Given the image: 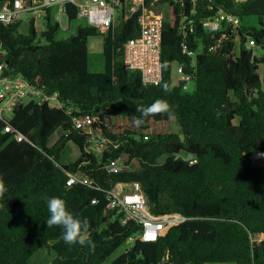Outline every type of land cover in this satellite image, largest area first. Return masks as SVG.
<instances>
[{"label":"trees","instance_id":"1","mask_svg":"<svg viewBox=\"0 0 264 264\" xmlns=\"http://www.w3.org/2000/svg\"><path fill=\"white\" fill-rule=\"evenodd\" d=\"M250 1L211 0V9L204 3L195 19L199 22L221 8L243 21ZM170 5L161 55L167 67L157 86L143 85L138 72L124 67L123 47L139 36L135 17L105 36L84 26L66 40H56L58 24L47 23L41 35L33 28L23 35L18 26H0V49L6 51L0 61L5 62L7 73L24 77L47 93H58L65 104L61 110L36 102L16 109L8 124L28 141L13 140L0 123V176L8 187L0 200V264H30L32 256L50 243L56 253L51 264H105L141 232L140 225L123 223V215L108 208L102 191L130 182L140 183L154 216L180 214L188 220L167 225L156 241L136 239L112 264H264V165L250 161L253 155L264 153V74L259 73L263 60L245 46L250 38L264 49L263 24L256 28L242 23L236 55L231 30L209 35L198 25L188 44L196 49L199 39L205 49L196 59L195 91L188 94L172 83V65L189 63V58L181 53L178 6ZM69 18L76 20L73 9ZM100 35L105 69L93 73L88 68V42ZM219 41L218 51L208 52ZM158 98L172 105L175 118L150 116L136 127L139 135L104 131L112 147L103 157L87 154L90 137L73 130L74 116H98L112 110L124 112L131 120L140 116L137 108ZM68 109L74 111L69 114ZM243 117L245 124L238 122ZM163 122L175 123L177 131L147 134ZM58 130L64 134L49 148L48 140ZM67 141L81 154L74 163L62 165ZM123 154L129 161L137 160L139 170L108 173L102 168ZM183 155L197 162L190 164ZM75 173L92 178L102 190L68 187V174ZM45 196L60 197L73 215L88 217L94 249L69 246L63 241L62 228L47 226L50 214ZM256 236L263 239L253 241Z\"/></svg>","mask_w":264,"mask_h":264},{"label":"built area","instance_id":"2","mask_svg":"<svg viewBox=\"0 0 264 264\" xmlns=\"http://www.w3.org/2000/svg\"><path fill=\"white\" fill-rule=\"evenodd\" d=\"M245 1L247 0H236L241 3ZM171 2L178 6V30L182 39L181 53L189 58V63L172 65V75L175 73L172 81L176 79L174 85L186 92L190 84L195 82L197 56L203 54L205 49L199 39L196 40V49L188 44L197 26L200 25L209 35L231 30L235 41L239 39L242 20L233 13L220 8L213 16L201 18L199 22L196 21L195 16L201 8H204V3L207 2V9H211L209 5L211 0H0V26L15 25L19 30L23 19H26L29 30L33 28L36 31V26L40 21L52 24L53 20L55 22L53 24H58L60 27L63 18H66L68 26L63 28L68 30L70 28L69 13L73 9L76 19L84 20L85 26L95 28L105 36L110 30H115L121 22L135 17L139 27V36L127 41L123 47L124 67L128 71L138 72L143 85L157 86L163 80V68L161 67L163 65L161 56L163 26L166 18L170 16ZM222 37L225 38L226 33ZM220 42L208 47V52L216 53L221 46ZM254 45H256L255 42L248 38L246 48L252 50L251 47H255ZM5 55L6 51L1 48L0 59ZM31 102L47 105L56 110L65 107L58 93H47L22 76L8 74L5 62L0 61V123L5 124L4 133L12 134V139L18 142L28 140L16 132L8 122L14 116L16 109ZM73 111V109L67 110L69 114ZM127 119L130 120L128 117ZM72 121L73 130L81 131L90 137V144L86 146L85 152L95 156L103 157L106 152H111V140L104 131L112 135L123 133V130L117 131L111 121L100 114L98 116H74ZM70 133L71 131L66 132L67 135ZM182 158L190 164L197 162L191 155H183ZM261 158H264V153L253 155L252 161ZM131 162L138 164V167L131 168ZM102 168L108 173H119L139 170L140 166L137 160L129 161L128 155L123 154L117 159L110 160ZM66 185L68 187L83 185L102 190L92 178L81 173L68 174ZM102 191L106 193L108 208L117 210L123 215V223L135 222L141 226L140 234L131 238V241L136 239L144 242L156 241L167 225H179L188 220L180 214L154 216L150 212L147 199L138 182L117 183L111 189ZM92 203L96 204V200Z\"/></svg>","mask_w":264,"mask_h":264},{"label":"rangeland","instance_id":"3","mask_svg":"<svg viewBox=\"0 0 264 264\" xmlns=\"http://www.w3.org/2000/svg\"><path fill=\"white\" fill-rule=\"evenodd\" d=\"M55 23L52 20V24ZM242 23L246 27H256L260 28L261 23L264 27V0H251L249 5V14L247 18H245ZM46 21H40L36 26V32L37 34L41 35L44 33L47 29ZM86 25V22L84 20L76 19L74 21L70 22V28L68 30L64 29L63 27L68 26V21L66 18H63L62 24L55 36L56 40H66L69 37L76 34L77 29L79 27H84ZM19 32L23 35H27L29 33V26L27 25L26 19H23V23L19 27ZM39 40L42 43H45L43 39L39 37ZM236 49L234 51V54H238L239 51V43L236 40ZM255 47L252 48L253 56L255 58H258L259 60H263V63L259 65V73L261 75L264 74V49L261 46L254 45ZM104 37L103 36H97V37H91L88 42V68L90 72L98 73L103 72L105 69V59H104ZM175 69V68H174ZM173 78H175V73L172 75ZM172 81L173 85L176 84V79H173ZM196 88L195 82H192L188 88V90L185 93L193 94ZM100 116L103 118H108L112 126L119 131L120 129L124 131H131L139 135V132L136 130V127L133 126L132 122L127 119V115L124 112H114L112 110L101 112ZM238 122H241L242 124L246 123L245 117L238 119ZM133 129V130H132ZM178 129V126L173 122H163L155 124L148 132L147 134L149 136L152 135H158V134H169L171 132H176ZM64 134L62 130H58L53 134V136L48 140L47 146L49 148H53L55 144L58 142V140L61 138V136ZM80 149L72 142L67 141L65 148L62 152V157L60 159V163L62 165H70L74 163L78 158L80 157ZM163 161V159H162ZM250 161L255 166H261L264 165V158L256 159L255 161H252V157L250 158ZM131 168L138 167V164H135V162H131L130 164ZM263 238L261 236H256L253 238L254 240L260 241ZM135 244V241L128 240L123 246H121L116 252H114L106 261L105 264H112V262L122 255L125 251L133 247ZM56 257V253L52 248V244H47L43 246L36 254L32 256L30 259V264H51L54 258ZM208 264H232V263H208Z\"/></svg>","mask_w":264,"mask_h":264},{"label":"clouds","instance_id":"4","mask_svg":"<svg viewBox=\"0 0 264 264\" xmlns=\"http://www.w3.org/2000/svg\"><path fill=\"white\" fill-rule=\"evenodd\" d=\"M166 68L167 65L161 66ZM148 83V81H145ZM167 84L163 85L164 91H167ZM140 112V116H132L131 122L133 126L140 127L145 123V120L150 116L166 115L168 119L175 118V112L172 105L166 99H156L150 105L137 108ZM8 192V187L0 176V200H2L5 194ZM47 203V209L49 212V218L46 223L49 228L54 226L62 228V238L65 244L72 246L79 244L80 246H89L94 249L95 245L90 239L89 227L90 221L88 217H79L73 215L68 209L67 203L60 197H44Z\"/></svg>","mask_w":264,"mask_h":264}]
</instances>
